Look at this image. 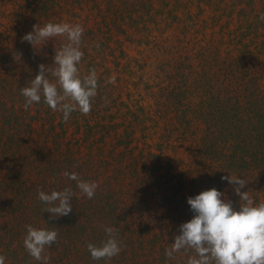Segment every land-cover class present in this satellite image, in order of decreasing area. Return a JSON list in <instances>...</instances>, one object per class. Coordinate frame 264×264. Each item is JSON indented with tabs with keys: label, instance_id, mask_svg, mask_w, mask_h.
<instances>
[{
	"label": "trees",
	"instance_id": "trees-1",
	"mask_svg": "<svg viewBox=\"0 0 264 264\" xmlns=\"http://www.w3.org/2000/svg\"><path fill=\"white\" fill-rule=\"evenodd\" d=\"M31 1L33 5L28 7L27 11L21 9L14 13L17 17L13 24L14 32L0 30V158L6 169L12 172L9 178H0V236L3 237L4 232H12V235H18L24 240L27 226H32L26 223L10 226V223L3 220L7 214L12 218L14 214H17V218L28 219H36L37 216L40 222L37 229L47 230H56L62 217L80 216L90 224H93L92 221L99 224L97 227L103 234H98L95 227L80 226L72 217L73 220L67 221L63 243L58 247L55 244L51 246L49 259L54 260L51 264H75L74 260H78L76 248L87 246L84 243L86 240L93 241L92 244L97 247L101 246L109 238L105 232L107 227L115 229V238L119 239L120 247L123 248L124 261L134 255L138 264H187V261L182 260L183 253L179 255L176 252L171 258L166 255L171 245L158 232L152 231L153 226L149 222L147 229L149 226L151 234L147 239L139 237L131 244L129 240L120 241L123 237L121 233L124 235L128 229L138 232L137 221L140 220L139 227H145L142 216L136 210L145 205L146 210L151 211L153 200L159 203L160 210L163 208L165 214L181 225L193 218L187 219L190 214L194 216L187 199L200 192H186L187 187L181 178L164 167L162 153H146L145 149L137 152L139 146L133 145L137 137L131 132L130 126L131 130L127 128L121 131V124L115 121L114 116L110 115L108 121L104 116L98 119L100 116L96 117V114L100 115L102 110L98 109L96 102L104 100L99 94L92 98L88 115H83L77 110L70 114L67 121H64L61 111H53L43 102V96L39 103H33L27 109L24 106L26 98L21 95L20 89L31 85V80L38 74L40 64L50 68L47 78L55 83L56 78L51 74V69L56 68L54 56L68 42L65 36L52 37L42 41L40 46L34 45V48L28 42H22L21 38L30 33L34 25H45L35 14L40 18H52L54 21L56 10L64 6L62 2H69L70 5L72 2H78L80 7L77 9L83 10L81 7H86L90 1L98 3L100 0ZM209 1L212 4L211 0ZM237 1L239 12L243 13L246 22L250 26L260 23L264 28V21L260 19L261 14H264V0ZM122 3L125 7L130 6L127 0ZM148 3L151 4L150 1ZM198 6L201 9V6ZM244 10L254 14L255 22ZM92 32L93 29L85 28L81 43L94 39ZM259 34L256 29L249 32L242 30L231 35L230 43L237 49V56L226 68L227 75L221 82H213L204 67L209 62L211 52L202 46L204 50L200 54L199 64L203 70H193L191 65L185 68L181 74L185 78L178 86L179 89L171 92L174 105L172 102L170 106L166 105L163 118L169 125L180 127L179 138L187 144L188 154L198 166L204 167L203 162L209 163L211 170L207 176L212 184L217 183L219 186L220 183L226 182L228 185V181L222 180L221 177L236 176L243 179L248 187L256 181L258 192L264 193V78L258 75L259 70L255 66V63H258V66L264 63L260 58L264 41L259 43ZM87 45L88 43L80 45V50L86 56ZM93 60L88 63L89 66L93 65ZM83 62L84 56L77 65L78 71L82 69ZM145 116L141 119L136 117L138 123L145 121L142 126H147L146 122L151 121L148 113H145ZM38 127L44 136L36 141L33 137L38 132L41 133ZM169 130L165 132L168 133ZM83 149L93 151L94 154L87 155L89 160L84 158L86 155H81ZM44 150L61 151L64 162L71 165L72 171L74 170L81 180L98 185L94 197L88 199L77 188V182L67 178L69 187L64 184L62 190H55L63 191L69 188L72 191V212L67 216L50 219V214L44 211L50 205L38 199V191H44L46 194L51 191L43 183L38 187L28 175L36 164L46 165L48 170L49 167H52L51 170L55 167L49 163L47 152ZM24 166L28 168L27 171H23ZM219 168L225 169V174L219 171ZM89 169L92 173H86ZM71 173L73 172L69 174ZM57 177L60 181L66 180L63 174ZM126 192L134 197L135 207L121 205ZM86 221H83L84 225ZM42 222L45 224L41 225ZM134 242L137 244L134 245ZM130 245L134 246L130 248ZM3 246L4 241L0 240V256L5 257V264H15V259H11ZM186 250L191 253L189 257L196 255L193 249ZM42 256L47 257L48 251L44 250ZM175 256H180L182 261L178 263ZM23 257L28 259L26 264H45L43 259L37 261L31 257L27 250ZM97 261L108 263V259Z\"/></svg>",
	"mask_w": 264,
	"mask_h": 264
},
{
	"label": "rangeland",
	"instance_id": "rangeland-1",
	"mask_svg": "<svg viewBox=\"0 0 264 264\" xmlns=\"http://www.w3.org/2000/svg\"><path fill=\"white\" fill-rule=\"evenodd\" d=\"M122 1L109 0L107 2L106 0H100L98 3L90 1L86 7H81L83 10L77 9L80 7L78 2H72V5L69 2H62L64 6L56 10V14L53 16L54 21L52 18H40L37 14L35 15L44 24L50 22L54 24L68 23L70 25H80L83 29H93L95 38L84 42L88 43L86 46L87 56L83 55L84 62L81 64L83 66L79 71V75L83 78L89 73L90 69L96 71L98 79L97 94L103 96L104 99L96 102L98 109L102 110L100 115L96 114V117L100 116L98 119L104 116L108 121L110 115L114 116L115 121L121 124V131L130 126L132 130L129 129L135 133V138L137 137L133 142L134 146H139V149H136L137 152L145 149L146 153H162L161 158L164 167L172 170L173 174L181 178L187 187L186 192L188 194L215 188L224 193L226 201L230 200L232 202L233 210L239 211L240 204L243 205L245 202L240 201V197L234 193L236 186L227 185L226 182L220 183L218 186L217 183L212 184L210 182L209 176H207L211 170L209 163L203 162L204 167L203 165H197L194 158L188 154L187 144L179 138L180 127H174L169 125L168 122L166 123L163 118V110L167 104L170 106L171 102L174 105L171 92L179 89L178 86L185 78V76L184 78L181 76L185 68L191 65L193 70L200 72L203 70L201 64H199L200 54L204 50H202V46H205V48H208V52H211L209 62L204 67L207 68L213 82H216V80L221 82L227 75L226 68L234 62L237 56V49L230 43L231 35L242 30L249 32L257 29L260 33L259 43H261L264 41L262 24L256 22L258 25L253 24L250 26L246 22L243 13L239 12L240 8L237 5V0H211L212 4L209 0H142L141 3L127 0L128 3L132 2L129 3V7H125ZM32 3L31 0H0V30L7 29L14 32L13 24L17 21L14 13L21 9L27 11V8L33 5ZM198 5L201 6V9ZM75 9H77L76 13L73 14ZM244 11L255 22L254 14ZM87 37L89 36L87 35ZM41 43L35 46H40ZM214 49L217 50L214 51ZM263 51L261 50L262 55L260 58L264 60ZM91 60H93V65L89 66L88 63ZM257 64L255 63L256 68L259 70L258 75L264 78V63L260 66ZM240 71H242L241 68ZM145 113H148L151 121L146 122L147 126H142L145 121L142 120L138 123L136 117L138 116L140 119L146 117ZM133 129L136 130L133 131ZM167 129H170L168 133L165 132ZM39 130L41 133L38 132L33 137L36 141L41 140L44 136L40 128ZM145 136L146 138H144ZM81 153L83 157L86 155L84 158L87 160H89L88 154H94L93 151L88 149H83ZM47 158L49 163L55 166L53 170H51L52 167H49L50 170H48L46 165L36 164V167L31 168L32 172L28 173L29 177L34 179L33 181L38 187H41V183L45 184L51 192L56 189L62 190L64 184L69 187L68 177L64 176L66 180L60 181L57 175L65 172H76L72 171L71 165L64 162L65 159L61 151L47 152ZM22 169L23 171L28 170L26 166ZM37 170H40V172H37ZM91 171L89 169L86 173H92ZM221 171L225 174L226 170L222 169ZM10 172L0 158V178H9ZM127 178L132 179L130 176H127ZM37 186L36 189H38ZM257 188V182L253 181V184L249 187L245 186L241 189V192H248L249 197L254 202L253 206L264 203V193H259ZM158 204L153 200L151 211L146 210L145 205L139 208L138 211L136 210L142 216V223H145V227H139L140 220L137 221L138 232H132L128 229L124 235L121 233L123 237L120 241L122 239L129 240L131 244L139 237H142L143 240L147 239L151 234L149 226L147 229L149 222L153 226L152 231L158 232L170 245L174 243V237L180 234L181 224L165 214L163 208L160 210ZM121 205L135 207L134 197L129 196L126 192ZM14 217L12 218L7 214L3 220L5 223H10V226H15L17 223H26L32 224L31 227L35 229L39 228L40 222H38L39 218L37 216L36 219H28L27 217L17 218V214H14ZM72 217L79 222L80 226L95 227L98 234L101 233L97 227L99 224H95L94 221H92L93 224H90L89 221L83 220L84 218L81 219L80 216ZM72 217H62V221L56 226L55 231L58 232V238L54 244L57 247L63 243L66 237L67 221L73 220ZM191 217H193L192 214L187 219ZM83 221H86L85 225ZM43 222L41 225L45 224ZM11 233L4 232L3 237L0 236V240L4 241L3 249L9 253L12 260L15 259V264H26L28 259L23 257V253L26 251L24 240ZM117 241L119 244V239ZM84 243L88 245L89 243L92 244L93 241L86 240ZM135 244L137 242H134ZM134 245H130V248ZM120 248V253L108 260V263L105 262V264H138L134 255L128 261H124L122 258L123 248ZM45 250L48 251L47 264H51L54 262V260L49 259L52 248L46 247ZM178 253L179 255L183 253V261H187L189 254H191L186 249ZM75 254L78 259L74 260L76 261L75 264H104L103 261L96 262V260H93L85 245H82L81 248L78 246ZM174 258H178V263L182 261L179 259L180 256ZM161 264L163 263L161 262Z\"/></svg>",
	"mask_w": 264,
	"mask_h": 264
},
{
	"label": "clouds",
	"instance_id": "clouds-1",
	"mask_svg": "<svg viewBox=\"0 0 264 264\" xmlns=\"http://www.w3.org/2000/svg\"><path fill=\"white\" fill-rule=\"evenodd\" d=\"M260 19L264 20V14ZM83 33L80 25L47 23L43 27L34 25L33 30L21 38L22 42H28L33 48L54 36H65L68 41L54 56L56 68L51 69V74L56 82H50L47 78L50 68L40 64L31 85L20 89L21 95L26 98V109L33 103H39L43 96V102L50 109L63 113L64 121L77 110L83 115L90 113L92 98L97 95L98 79L95 69H90L83 78L79 75L77 65L84 55L80 50ZM63 175L76 181L77 188L88 199L94 197L98 187L95 182L83 181L76 173L65 172ZM221 179L235 185L234 193L245 203L240 204L239 211H235L232 202L226 201L224 193L215 188L188 198L187 204L194 216L180 226V234L174 237V243L166 255L171 258L183 249H193L196 255L189 257L187 264H264V203L253 206L248 192H241L246 185L243 179L235 176H223ZM72 195L69 188L50 194L38 191V199L50 205L44 210L50 214V219L72 212ZM105 232L109 238L101 246L87 245L93 260H110L121 251L115 229L107 227ZM57 238L58 232L55 230L27 226L23 243L31 257L37 261L43 259L47 264V258L42 253L46 247L50 248L56 243ZM0 264H5L4 256H0Z\"/></svg>",
	"mask_w": 264,
	"mask_h": 264
}]
</instances>
